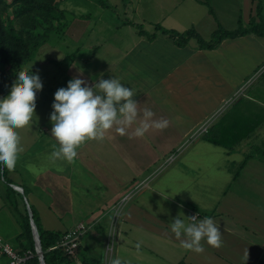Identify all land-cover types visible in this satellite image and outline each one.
Instances as JSON below:
<instances>
[{
	"label": "crops",
	"instance_id": "obj_1",
	"mask_svg": "<svg viewBox=\"0 0 264 264\" xmlns=\"http://www.w3.org/2000/svg\"><path fill=\"white\" fill-rule=\"evenodd\" d=\"M140 1L144 0H117L116 5H120V7L127 5L136 14L135 10L137 9L133 6V3L139 4ZM166 1L169 4V0ZM201 1L203 2L204 0H192L195 5L200 4L199 6L206 7ZM225 1L229 4L226 5V8H222L220 0H209V3L214 7L210 4L213 9L212 14L208 12L206 7V12L210 17L218 20L216 28L223 18L221 10L224 15H227V11L233 14L232 8L240 10L233 16L236 21L239 19L241 22L243 21V25H248L253 17L258 21L257 12L259 10L264 18V0ZM59 2L60 7L66 10L80 9L78 4L72 2V0ZM147 2L151 4V14L157 13L159 9L163 10L166 8L163 0H147ZM184 3L185 0H179L177 5L183 7ZM218 5L220 6L219 8H217ZM169 7L170 9L172 8L170 4ZM244 8L247 10L245 13L246 22H244ZM167 17L172 26H169V24V27H167L160 22H157V24L168 29L184 31L179 30L178 26L175 25L176 22L173 16L169 14ZM144 22L146 21L138 22L129 18L126 21H121V24H125L122 26L126 27V30L131 33H115L112 36L115 40L130 39L129 49L123 52L111 49L102 51L101 53L103 56L107 55L105 58L108 60L102 61L105 65V70L99 69L100 61L91 69L98 73L104 72L102 74L107 75V77L104 76L103 78L106 79L114 76L119 78L132 72L141 74L157 73L159 79L155 77L150 83L138 82L134 76H132L133 79L126 80L128 83H135L131 88L136 92L134 99L140 103L139 107L141 109L149 107L156 114L155 118L162 117L167 119L169 121L168 127L162 131L150 130L145 138L131 139L129 135H120L113 128L106 133L104 141H89L82 144L77 149L78 155L72 162L58 159L55 160V166L51 163V152L53 149H45L46 144L43 143V146L40 145L38 148L41 151L39 152V157L35 156L37 158L34 159L27 156L24 157L22 154L28 153L31 149H22L15 168L8 170V176L13 180L12 184L22 187L27 203L36 209L44 229L62 233L78 222L85 223L86 221L87 224H93L91 230L81 237L80 248L76 257L66 259L61 264H111L114 258H119L122 264H132L128 253H132L131 256L134 257V254L142 247L149 251L152 250L150 246L143 244L141 234H143V237L155 234L165 247L170 246L173 240L167 235L168 229L166 227L168 226L162 224V221L156 215L150 214L148 212L150 209L144 208L143 204H138V202L128 203L126 200L119 208L121 210L118 212V218H115L116 208L125 196V193H122L123 188L135 179L136 173L141 172L142 174L147 169V166L159 155L164 154L166 150L167 152L173 151L177 145L174 139L189 136L192 131L207 119H210L211 122L204 135L213 133L216 137L227 136V140L230 141V138L236 134L239 123L244 124V126H241L240 131L244 132L246 130L247 132L244 133L246 135L245 139L235 145L232 150L219 146L222 148L224 164L223 167L218 165L216 167L217 170L221 169V173L216 175L212 171L206 177L212 180L223 179V181H226L227 179L229 188L222 193L210 192L211 190L206 189L205 195L220 196V201L230 196H233L232 200L229 198L230 201H250L254 198L264 199V162L256 158H250L236 176L233 173L234 171H231V165L235 163L232 157L236 155V157H242L243 159L244 153L253 149V147L260 146L264 148V98L257 96V94H252V96L245 95L246 97H242L238 103H235L236 100L229 107L226 106L227 103L225 104L227 99L239 89V86L241 87L242 82L249 78L254 66L263 64L264 36L247 34L233 39L226 38L217 48L210 50L196 49V44L190 46L188 43L183 47H178L172 40L160 35V33L153 40H148L146 36L139 35L136 25L142 24L143 27ZM119 25L116 24L117 27ZM216 28L214 27L210 30L208 35L210 36ZM143 29L147 31L144 27ZM102 31V29L93 31L94 39L92 40L94 42L102 39ZM248 38L251 39H249L248 48H245L246 52L234 48ZM159 40L161 41L159 42ZM92 47L95 50L92 58L101 56L100 52L97 53L98 49L95 46ZM81 78L87 80L89 84L95 82L92 79L90 80L84 72ZM259 82L264 83V78ZM124 84L127 85L126 83ZM261 89L264 92V84ZM225 106L227 108H224ZM131 131L132 129H129V133ZM115 137H123L126 139L125 141L144 139V142H149V145L153 148L149 153L150 157L142 162L139 153L143 149H105L107 146L104 143L105 140ZM164 137L167 139L165 143L161 140ZM157 139H160V142ZM152 140L153 143H151ZM46 150L50 154L49 159L46 164L41 165L44 162L42 153ZM106 154H112V157H106ZM29 161H33L36 164L35 173H29L27 169ZM181 165L187 176H199L195 163ZM24 172L26 174L25 183L16 181L15 178ZM244 173L245 179H242ZM87 178H91L99 189L91 190L89 195L83 200L85 205L78 207L80 211L74 213L73 185L76 180ZM183 180L180 179V181ZM37 189L45 192L47 197L42 198L39 193L37 194ZM155 192L159 194L160 191L155 189ZM18 206L23 209L21 202ZM103 207L108 208L103 210ZM13 209L7 199L5 184L0 178V213L7 210V216H10L12 212H9ZM194 214L197 213H192L190 217ZM197 215L198 218L199 214ZM226 216L235 217L231 213H226ZM256 216L257 214L253 215L249 220L254 222ZM220 218L213 217L214 221L220 225V229L227 234V238L222 240V246L219 248L207 246L208 251L212 253L203 252L197 254L198 256H195L192 251L186 250L182 256H179V259L182 260H179L176 264L179 262L195 264L197 261L202 262V257L213 263H216L215 260H227L232 264L234 263L232 262L234 256L233 247L240 246L244 240L247 242L249 240L244 236L242 230L224 224ZM1 219L2 217H0V222L2 221ZM16 221L17 223L15 221L9 223L13 228L16 225L13 231L3 227L0 223V239L11 243L14 250L24 251L28 249V242L25 243L24 240L21 241L16 238L22 232L19 221ZM245 222L248 223L247 220ZM254 227L259 230L257 226ZM258 233L260 234V232ZM109 236L117 244V247L114 255L107 256ZM137 243L142 244L139 249L135 247ZM164 250L170 252L166 249ZM7 263V256L0 252V264Z\"/></svg>",
	"mask_w": 264,
	"mask_h": 264
},
{
	"label": "rangeland",
	"instance_id": "obj_2",
	"mask_svg": "<svg viewBox=\"0 0 264 264\" xmlns=\"http://www.w3.org/2000/svg\"><path fill=\"white\" fill-rule=\"evenodd\" d=\"M59 1L62 2V0H56L58 5L60 4ZM103 1L105 4L101 5L98 0H72V2L78 4L80 9H74L73 11L68 10L69 12H67L66 15L68 22H65L66 26L63 28V36H51L50 41L40 46L31 60L24 66L25 71H32L40 75L43 88L36 94V115L33 117L32 124L24 129L18 130L22 149H31L28 153H23L22 156L24 155V157L27 156L33 159L39 157V152L41 151L38 148L40 145L43 146V143L46 144L45 149H53L54 145L59 147L56 139L50 135L52 123L50 122L49 116L53 111L52 103L54 102V93L57 89L66 87L67 82L73 77L80 76L81 71L87 74L90 80L92 79L93 81L98 80L101 76L107 77V75L102 74L104 72H94L91 68L100 61L99 69L102 71L105 70V65L102 61L108 60L105 58L107 55L103 56L101 53L102 51L111 49L123 52L129 49V43H131L130 39L124 38L115 40L112 36V34L115 33H131L126 30V27L122 26L125 24H121V21H126L127 18L138 22L145 20L146 22H144L143 27L148 32H151L152 30L154 31V26L157 22L165 24L167 27L172 26L167 17V15L170 14L174 17L176 22L175 25L178 26L179 30L193 27L204 39L209 38L208 34L210 30L214 27L216 28L218 24V20L214 18L213 20L206 12L207 6H199L200 4L195 5L192 0H185L183 7L177 5L179 0H169V4L172 6L171 9L168 2L163 0L165 1L166 8L163 10L159 9L157 13L152 14L150 13L151 4L148 3L147 0L140 1L139 4L136 2L133 3V6L137 9L135 10L137 12L136 14L133 12L132 8L127 5L123 7L116 5L117 0ZM220 2L222 8H226V5L229 4L225 0H220ZM219 7L218 5L217 8ZM231 10L233 14L240 11L233 8ZM246 11L247 10L244 8V22H246ZM8 12L11 14V8L8 9ZM221 12L223 18L219 25L221 24L222 28L225 30H233L238 27V21H236L233 14L227 11V15H224L222 10ZM116 24L120 25L117 27ZM99 29L103 30L101 32L102 39L98 42H94L92 40L94 39L93 31ZM249 39L251 38L242 41V43L236 45L234 48L246 52L247 50L245 48H248L250 44ZM160 41L161 40H159V42ZM195 44L196 41L193 38L188 41V45L190 46ZM92 46L98 49L97 53L100 52L101 56L92 58L95 52ZM64 58L65 60L63 61ZM263 74L264 61L262 65L254 66L249 78L244 80L241 87L239 86V89L227 99V102H225V104L227 103L226 106L229 107L236 100L238 101V99L246 97L245 95L252 96V94H257V96L264 98V92L261 89L264 83L259 82L262 80ZM132 76L136 78V81L142 83H150L155 77L159 79L157 73L141 74L135 72L119 77V79L121 82L131 87L135 83H128L126 79H133ZM226 106L224 108H227ZM198 127L192 131L189 136L174 139L177 145L173 151L167 152L166 150L164 154L159 155V157L147 166V169L142 174L141 172L136 173L135 179L123 188L122 193H125V196L129 195L127 202H138V204H143L145 206L144 208L150 209L148 210L150 214L156 215L157 218L162 221V224L168 226L166 227L168 229L167 235L173 240L170 246L165 247L155 234H152L153 236L147 235L144 237L143 234H141V241L143 244L150 246L152 250L149 251L142 247L134 254V257L131 256L132 253H128L132 264H176L179 260H182L179 259V256H182L186 252V249L181 247L180 241L171 232L170 223L173 222L178 215L179 218L189 223L188 217H190L192 213L199 214L198 218L200 219L206 216L212 218L221 217L220 220L223 221L224 224L232 228H239V230L243 231L242 233L249 242L244 240L241 242L240 246L233 247V264H264V199L254 198L250 201H230L229 198L232 200L233 197L230 196L220 201V196L205 195L206 189L211 190L210 192L216 191V193L226 191L229 188V181L227 179L223 181V179L212 180L206 178L212 171L216 175L221 173V169L217 170L216 166L223 167L224 156L221 147L213 145L203 138L206 134L198 135V133H196ZM107 139L108 140L104 142L107 144V146L105 145V149H143L141 151L142 154L139 153L142 162L150 157L149 153L153 150L149 142H144V139H132V141H125L126 139L123 137ZM161 140L165 143L167 139L164 137ZM169 140L168 137V141ZM157 141L160 142V139H157ZM151 143H153V140ZM49 155L48 150L42 153L44 162H42L41 165L48 162ZM106 157H112V154H106ZM232 158L235 160V163H232L231 171H237V173H239L241 170L239 169V163L242 161V157H236L235 155ZM55 160L51 159L53 166H55ZM185 163H195V166L198 168L197 172L199 176H187L181 165ZM27 169L29 173H35L37 169L36 164L33 161H29ZM25 178L26 174L24 172L22 175H18L15 180L25 183ZM180 179L184 180L180 181ZM242 179H245V173ZM73 188L74 213L80 211L78 207L85 205L83 200L89 195L91 190L99 189L91 178L76 180ZM155 189L160 191L159 194H156L157 192H155ZM38 193L42 198L47 197V194L43 191H39V189H37V194ZM107 208L108 207H103V210H107ZM120 210L121 209L117 210L115 218H118V212ZM11 212L12 215L7 216V210L2 211L0 213L2 221L0 223L3 227L13 231L16 225L13 228L9 223L12 221L17 223L16 220H18L20 229L22 230L19 212L14 209L9 213ZM226 213H231L235 215V217L231 218L226 216ZM256 214L257 216L254 222L249 220L250 217ZM245 220H247L248 223H246ZM85 223L87 222L85 221ZM254 226H257L259 230ZM221 231L222 240H224L227 238V234L223 230ZM258 232H260V234ZM16 238L21 241L24 240L25 243L27 242L26 239L19 238V236ZM1 242L8 243L13 247L8 241L1 240ZM111 246L113 250L109 249ZM140 246H142V244H140ZM207 246L209 245H204V252H209ZM116 247L117 244L113 242L109 236L107 256L114 255ZM164 249L170 252H166ZM193 254L198 256L195 252H193ZM202 259V262L197 261L195 264H232L227 260H215L216 263H213L203 257Z\"/></svg>",
	"mask_w": 264,
	"mask_h": 264
},
{
	"label": "clouds",
	"instance_id": "obj_3",
	"mask_svg": "<svg viewBox=\"0 0 264 264\" xmlns=\"http://www.w3.org/2000/svg\"><path fill=\"white\" fill-rule=\"evenodd\" d=\"M32 69V66H31ZM80 76L73 77L66 87L57 89L49 119L50 135L59 145L53 146L52 159L72 162L77 149L89 141H103L113 128L129 138H144L150 130H164L169 121L155 118L149 107L141 109L134 99L136 92L117 77L89 82ZM43 88L38 73L21 71L8 89V95L0 98V166L15 168L22 151L19 131L28 127L36 115V94ZM129 129L132 131L129 133ZM189 223L179 218L170 223L171 232L182 248L197 254L205 251L204 245L222 246V231L213 218L188 217ZM203 242V243H202ZM137 249L140 244L135 245ZM111 264H122L114 258Z\"/></svg>",
	"mask_w": 264,
	"mask_h": 264
},
{
	"label": "trees",
	"instance_id": "obj_4",
	"mask_svg": "<svg viewBox=\"0 0 264 264\" xmlns=\"http://www.w3.org/2000/svg\"><path fill=\"white\" fill-rule=\"evenodd\" d=\"M98 1L101 5L105 4L103 0ZM201 3L207 6L210 14L213 13L209 0L201 1ZM9 8H11V14L8 12ZM67 12L69 11L61 8L56 0H0V98L8 95V89L15 82L18 74L25 71L24 66L31 60L40 46L50 41V37L53 35L63 36L65 22H68ZM257 16H259L258 21L253 17L246 26L239 19L238 27L233 30H225L218 25L208 39H204L193 27L180 32L156 24L154 31L147 32L143 29L142 24H137L136 29L139 35L146 36L148 40H153L160 33L172 40L176 46L183 47L193 38L196 41V49L210 50L217 48L226 38H237L247 34L264 36V18L260 10L257 12ZM262 78H264V74ZM240 99L235 103H238ZM242 125L244 126L243 123L237 125L236 134L230 138V141L227 140V136L216 137L213 133H208L203 138L214 145L232 150L235 145L245 139L244 133L247 131H240ZM250 158L264 162V148L257 146L245 152L242 161L239 163V169L243 168ZM237 174V171L234 172L235 176ZM0 178L5 184L10 205L20 214L22 232L19 238L27 240V248L33 253L26 264H39L34 251L29 216L23 200L25 192L20 193L11 187L10 184L13 183V180L8 176V169L2 166H0ZM20 202L24 206L23 209L18 206ZM29 207L39 232L45 264L63 263L68 258L60 250L50 249L57 242L61 233L44 229L36 209L32 205ZM178 264L186 263L179 262Z\"/></svg>",
	"mask_w": 264,
	"mask_h": 264
},
{
	"label": "built area",
	"instance_id": "obj_5",
	"mask_svg": "<svg viewBox=\"0 0 264 264\" xmlns=\"http://www.w3.org/2000/svg\"><path fill=\"white\" fill-rule=\"evenodd\" d=\"M210 122V119L204 121L198 127L196 133H198V135L204 134L207 131ZM128 198L129 195L124 196L122 202L117 206L116 210H118ZM192 216L198 215L194 214ZM92 226L93 224L78 222L70 229H67L66 231L62 232L57 242L52 247H50V249L60 250L68 259L75 258L80 248L81 237L87 232H89ZM109 249L111 250L112 247H109ZM0 252L7 256V264H26V262L33 256L31 250L27 249L24 251H16L8 243H2L1 239Z\"/></svg>",
	"mask_w": 264,
	"mask_h": 264
},
{
	"label": "water",
	"instance_id": "obj_6",
	"mask_svg": "<svg viewBox=\"0 0 264 264\" xmlns=\"http://www.w3.org/2000/svg\"><path fill=\"white\" fill-rule=\"evenodd\" d=\"M10 185L16 191H18L20 193H23L22 187H20V186H18L16 184H12V183ZM23 200L25 202L27 213H28V216H29L30 227H31V230H32V235H33V240H34V251H35V254L37 255L39 264H45L44 257H43V252H42V248H41V242H40L38 229H37L36 224H35V222L33 220L32 212H31V209L29 207V204L27 203V201L25 199V196H23Z\"/></svg>",
	"mask_w": 264,
	"mask_h": 264
}]
</instances>
